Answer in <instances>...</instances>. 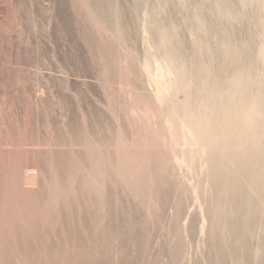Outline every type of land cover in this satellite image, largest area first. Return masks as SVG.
Wrapping results in <instances>:
<instances>
[{"label": "rangeland", "instance_id": "obj_1", "mask_svg": "<svg viewBox=\"0 0 264 264\" xmlns=\"http://www.w3.org/2000/svg\"><path fill=\"white\" fill-rule=\"evenodd\" d=\"M259 93L264 0H0V264H264Z\"/></svg>", "mask_w": 264, "mask_h": 264}, {"label": "bare ground", "instance_id": "obj_2", "mask_svg": "<svg viewBox=\"0 0 264 264\" xmlns=\"http://www.w3.org/2000/svg\"><path fill=\"white\" fill-rule=\"evenodd\" d=\"M226 17V16H225ZM227 18V17H226ZM164 45V42L162 43ZM224 51L227 55V58L231 59L232 63H238L239 62V58L241 56H239L238 52L231 47V45L229 44V42L224 43ZM169 51V50H168ZM169 57L172 56V52L168 53ZM172 64V63H171ZM235 65V64H234ZM173 70V69H172ZM174 71V70H173ZM252 75L251 72L249 71H239V73L237 74V80H239V82H241V86H238V88L235 90H231L230 86L228 85L226 89H220L218 90L217 88L215 89H211V91H209V93H206L204 95V99L207 100V105H209L214 111H216V115L218 113H222L225 118L227 119L228 123L232 126V124L234 122H239L237 119L239 118V113L240 110L243 106L244 100L247 96V93L249 91L248 86L250 85V81L251 78L250 76ZM181 76V75H180ZM206 77V76H205ZM248 79L249 82H246L245 79ZM178 81V79L176 80ZM254 82V81H253ZM261 82V81H260ZM223 83V82H222ZM259 83V82H258ZM240 85V84H239ZM254 86V85H253ZM223 87V86H222ZM258 88V87H257ZM237 92V93H236ZM237 96V100L232 101V98L234 100V96ZM160 99L162 98L161 96H159ZM255 103L263 106L264 105V96L263 94L259 93L258 95H256L255 97ZM178 113V112H177ZM204 124H209L210 121H204ZM209 128V127H208ZM190 131L194 134L200 133V136L202 134V132H205V129H203V127H199V125H192V127L189 128ZM210 129V128H209ZM229 128H227L226 131H228ZM235 130V129H234ZM206 135V133H204ZM236 134V132L234 133ZM208 135V133H207ZM237 135V134H236ZM259 137V136H258ZM260 139V138H259ZM219 140V139H218ZM250 140V139H249ZM254 143V142H253ZM257 145V144H256ZM203 146H205V144H203ZM206 150V149H204ZM208 150V149H207ZM212 156H207L206 159L207 161H209L210 163V159ZM232 157V156H231ZM241 157V156H240ZM224 158V157H222ZM261 159V158H260ZM213 160V159H212ZM228 160V159H227ZM246 162V161H245ZM215 163V162H214ZM248 163V161H247ZM255 163V162H254ZM216 164V163H215ZM228 164V163H227ZM245 164V163H244ZM257 164V163H256ZM225 166V165H224ZM245 166V165H244ZM247 167V166H246ZM227 168V167H226ZM252 168V167H251ZM218 169V168H217ZM230 169V168H229ZM232 169V168H231ZM245 169V168H244ZM224 173L226 176H228V171H225L226 169H223ZM222 170V171H223ZM222 171L220 170V173H222ZM246 171V170H245ZM230 172V171H229ZM246 173H248L246 171ZM255 173V171H254ZM217 174V172H216ZM219 175V174H218ZM244 175V172H243ZM237 177V176H236ZM246 177V176H245ZM228 178V177H227ZM240 178V175L239 177ZM236 178V182H239V179ZM238 179V181H237ZM242 181V180H241ZM248 182V181H247ZM222 194L220 196L221 199L218 200V204L215 206V210L216 212H218L220 215L227 214L228 210L230 209H234L236 207H233L235 204V201L237 200V198L242 199L243 195H244V190L240 189V186L235 185L231 180L228 181V183L224 186V189L221 190ZM204 226V225H203ZM205 227V226H204ZM204 227H202V229L204 230ZM228 227V226H227ZM226 228V224L225 222H217L216 225V230H215V234L217 237L219 238H223L226 236V232H224V229ZM237 228V226H231V230L232 232H230V235H232L233 230ZM230 230V231H231ZM214 234V235H215ZM221 243V242H219ZM261 246V245H260ZM236 246L233 245V243H226L224 244L221 243V245H219V250L217 252V261L218 262H222L224 260V255H226L228 253V255H230L231 257H234V252H235ZM237 251V250H236ZM264 252H261L259 250V247L255 249V253H254V258L255 260L259 259ZM236 254V253H235Z\"/></svg>", "mask_w": 264, "mask_h": 264}]
</instances>
